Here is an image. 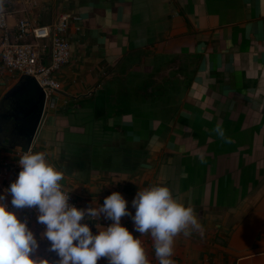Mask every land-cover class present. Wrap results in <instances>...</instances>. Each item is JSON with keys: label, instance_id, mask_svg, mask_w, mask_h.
<instances>
[{"label": "crops", "instance_id": "crops-1", "mask_svg": "<svg viewBox=\"0 0 264 264\" xmlns=\"http://www.w3.org/2000/svg\"><path fill=\"white\" fill-rule=\"evenodd\" d=\"M12 11L15 22L20 0ZM37 13L42 24L82 19L80 32L70 25L60 91L30 143L77 205L119 192L135 215L139 190L167 186L202 225L175 238V264H264V0H53ZM20 79L0 62V102ZM20 149L0 146V170ZM13 182L9 172L0 195ZM11 211L51 260L36 221ZM111 223L95 217L93 234ZM121 225L159 264L150 234L127 216Z\"/></svg>", "mask_w": 264, "mask_h": 264}, {"label": "clouds", "instance_id": "clouds-1", "mask_svg": "<svg viewBox=\"0 0 264 264\" xmlns=\"http://www.w3.org/2000/svg\"><path fill=\"white\" fill-rule=\"evenodd\" d=\"M4 0H0V11ZM217 135L224 138L218 125ZM21 171L15 182L0 195V264H52L36 255L39 242L27 226L9 210L6 197L11 195L14 209L38 210L37 223L46 226L42 237L50 243V252L59 258L55 264H149L145 248L139 238L121 225L122 217H129L134 231L150 234L155 257L159 264H175V238L181 233L188 237L193 229H201L192 207L174 198L167 186L152 185L136 193L132 200L133 215L128 202L119 192L106 197L103 205L78 209L70 204V192L63 190V173L46 159L43 152H27L19 160ZM103 217L112 223L94 235L87 223L89 218Z\"/></svg>", "mask_w": 264, "mask_h": 264}, {"label": "built area", "instance_id": "built-area-1", "mask_svg": "<svg viewBox=\"0 0 264 264\" xmlns=\"http://www.w3.org/2000/svg\"><path fill=\"white\" fill-rule=\"evenodd\" d=\"M22 16L17 17L15 22L10 21L8 14L0 11V62L4 70L13 76L32 78L45 96V105L52 104L53 95L60 91V84L55 79V74L65 66L71 57V45L68 39V31L71 24L74 30L81 31V17L79 15L62 14L50 23L42 24L37 21L39 13L38 0H20ZM32 152L30 145L20 149L16 153L15 161L10 170H0V186L6 180L9 172L14 175V182L21 168L19 160L27 153ZM64 191L70 192L62 187ZM70 204L77 205L71 192ZM11 196V195H10ZM12 210L13 207L9 206ZM29 219L39 215L37 209H22ZM95 218H89L81 223H87L91 230L94 227ZM44 225L37 223L38 232L48 245L50 243L42 237Z\"/></svg>", "mask_w": 264, "mask_h": 264}, {"label": "water", "instance_id": "water-1", "mask_svg": "<svg viewBox=\"0 0 264 264\" xmlns=\"http://www.w3.org/2000/svg\"><path fill=\"white\" fill-rule=\"evenodd\" d=\"M9 97H16L17 106L10 114H6L5 117L17 118L22 125L21 130L19 129L21 135L25 134L22 131L27 132L24 135L26 136L25 139L23 138L24 141L19 143V148L25 149L30 145L40 124L44 111L45 96L40 88L25 89L13 87L5 94L3 99Z\"/></svg>", "mask_w": 264, "mask_h": 264}, {"label": "trees", "instance_id": "trees-1", "mask_svg": "<svg viewBox=\"0 0 264 264\" xmlns=\"http://www.w3.org/2000/svg\"><path fill=\"white\" fill-rule=\"evenodd\" d=\"M9 1V0H8ZM9 5L4 1L3 8H7ZM16 88H38L37 84L32 78L24 77L16 86ZM17 106L16 97H9L2 99L0 102V146L5 148H19V143L23 142L27 132L21 135L19 129L21 130L22 125L15 117H5L6 114H10ZM24 138V139H23Z\"/></svg>", "mask_w": 264, "mask_h": 264}, {"label": "rangeland", "instance_id": "rangeland-1", "mask_svg": "<svg viewBox=\"0 0 264 264\" xmlns=\"http://www.w3.org/2000/svg\"><path fill=\"white\" fill-rule=\"evenodd\" d=\"M6 3H7V5H9L7 8H3V12H5V13H7L8 14V18L11 20V19H13L14 17L12 16V13H13V11H12V9L14 8V4H15V0L13 1V0H4ZM52 1L53 0H38V2H39V6H43L44 4H47L48 2H50V4L52 3ZM56 2L58 1V0H55ZM11 10V11H10ZM51 260H49L50 262H52V264H55V262L58 260V258H57V256H56V254L54 253V252H51ZM38 257H42V255L40 254V255H38Z\"/></svg>", "mask_w": 264, "mask_h": 264}]
</instances>
